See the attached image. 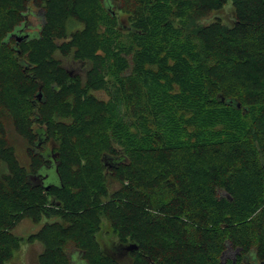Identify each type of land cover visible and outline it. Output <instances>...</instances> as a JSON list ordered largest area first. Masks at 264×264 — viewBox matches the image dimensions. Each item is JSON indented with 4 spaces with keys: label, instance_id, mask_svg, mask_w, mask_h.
<instances>
[{
    "label": "trees",
    "instance_id": "trees-1",
    "mask_svg": "<svg viewBox=\"0 0 264 264\" xmlns=\"http://www.w3.org/2000/svg\"><path fill=\"white\" fill-rule=\"evenodd\" d=\"M231 1L0 0V264H264V0Z\"/></svg>",
    "mask_w": 264,
    "mask_h": 264
},
{
    "label": "rangeland",
    "instance_id": "rangeland-1",
    "mask_svg": "<svg viewBox=\"0 0 264 264\" xmlns=\"http://www.w3.org/2000/svg\"><path fill=\"white\" fill-rule=\"evenodd\" d=\"M233 12L232 7V1L225 6V8L221 12H214L211 13L209 16L205 18V23L209 24L211 23L216 16L220 15L224 21V23H227L229 20V17L232 15ZM27 27L26 32L30 33L32 35H37L38 32H40V28L43 25V16L40 14L31 15L30 19L27 21ZM40 27V28H39ZM66 68L69 70H72L74 72H80L78 70L77 65H67ZM46 173V172H45ZM49 174V181L48 183H59V177L55 170L51 169V171L47 172ZM46 173V174H47ZM41 225L34 224L31 220L26 219L22 221L14 230V233L17 236L27 238L31 234L37 233ZM44 251V246L36 241L33 243H22V246L20 250L15 254L14 258L7 264H40L39 263V256ZM233 252H230L227 254L228 257L233 256ZM71 264H88L86 261H83L78 255H74L71 261Z\"/></svg>",
    "mask_w": 264,
    "mask_h": 264
},
{
    "label": "flooded vegetation",
    "instance_id": "flooded-vegetation-1",
    "mask_svg": "<svg viewBox=\"0 0 264 264\" xmlns=\"http://www.w3.org/2000/svg\"><path fill=\"white\" fill-rule=\"evenodd\" d=\"M30 33H25V29H19L18 33H17V36L21 37V36H30L29 35Z\"/></svg>",
    "mask_w": 264,
    "mask_h": 264
},
{
    "label": "water",
    "instance_id": "water-1",
    "mask_svg": "<svg viewBox=\"0 0 264 264\" xmlns=\"http://www.w3.org/2000/svg\"><path fill=\"white\" fill-rule=\"evenodd\" d=\"M19 39H20V41H21L22 38H19ZM38 97H39V98L41 97V93H39ZM134 248H136L135 245H133V246H128V247H127V251H129V250H133Z\"/></svg>",
    "mask_w": 264,
    "mask_h": 264
}]
</instances>
